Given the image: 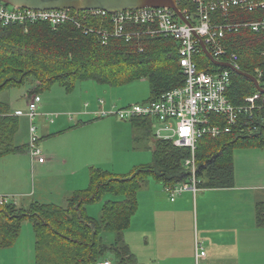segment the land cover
Listing matches in <instances>:
<instances>
[{
    "label": "trees",
    "instance_id": "trees-1",
    "mask_svg": "<svg viewBox=\"0 0 264 264\" xmlns=\"http://www.w3.org/2000/svg\"><path fill=\"white\" fill-rule=\"evenodd\" d=\"M182 9V5H178ZM216 17H219L215 13ZM263 11L231 10L230 23L246 24L261 21ZM77 23L67 21L54 28L37 22L25 29L19 24H0V93L22 87L30 78L37 81L30 95L49 90L54 85L72 92L77 82L92 81L108 87H121L134 81L146 80L149 97L144 103L157 100L163 93L180 87L184 76L178 65V43L160 34L148 35L144 25H128V38L113 36L109 18L90 17ZM220 21V20H219ZM107 30L105 43L101 38ZM106 32V31H105ZM225 54L220 61L235 64L242 72L255 77L264 88V33L241 26L237 31L225 32L221 38ZM194 61L201 71L230 73L226 96L233 105L258 91L253 82L227 68L213 65L199 51ZM213 125L224 126L221 115L210 117ZM134 128L152 132V121L135 118ZM20 119L11 115L6 102L0 101V159L24 154L27 145L15 142ZM152 161L137 166L125 175H115L91 167L85 189L74 191L64 207L32 202L27 207L13 202L0 204V249L11 248L18 239L22 224L29 222L34 233V264H96L110 255L111 264H137L123 241L132 216L137 210V194L148 178L163 186H174L189 181L190 172L184 161L190 157L188 148L176 147L171 141L155 138L153 134ZM264 149V108L253 112L251 118L240 115L230 133L199 139L195 151V178L198 189H227L234 186V151ZM106 200L101 215L94 218L87 207ZM255 222L264 227V201L255 205ZM104 233H113L111 243L104 242Z\"/></svg>",
    "mask_w": 264,
    "mask_h": 264
},
{
    "label": "built area",
    "instance_id": "built-area-1",
    "mask_svg": "<svg viewBox=\"0 0 264 264\" xmlns=\"http://www.w3.org/2000/svg\"><path fill=\"white\" fill-rule=\"evenodd\" d=\"M177 7L182 5L180 12L190 25L184 23L168 8H143L125 10L109 14L105 11H80L73 10H31L20 9L7 5L0 1V24L2 26L19 24L27 28L28 25L37 22L48 23L52 28L67 21L77 23L80 20L94 18H109L113 24V36L139 35L126 31L128 25H144V34H160L174 39L178 47V65L184 76L183 84L163 93L157 100L148 103L131 104L120 107L117 110L92 112L99 117L114 116L120 121H131L135 118H146L152 121L155 128L154 136L157 139L171 141L176 147L188 148L190 157L184 161V167L190 172V179L183 184L164 186L170 200L186 191L195 194L199 191L195 178V151L199 141L204 136L217 137L220 134L231 132V126L237 124L240 115L251 118L253 112L264 108V95L257 92L245 100L246 104L233 105L226 96L230 84V73L227 70L218 73H209L198 69L195 56L201 51L199 36L210 54L218 61L225 54L221 38L224 33L237 31L239 27H250L252 31L264 33V18L261 21H253L246 24H234L229 22L231 10L237 9L243 12H264V0H176ZM215 13L219 17L215 16ZM220 20V21H219ZM106 31V32H105ZM100 33L103 43L109 34L107 30ZM264 56V51L262 52ZM236 55L231 56L234 66ZM259 78L264 77V72L258 73ZM26 111L16 110L13 116H25L29 120V141L27 153L32 163L43 164L45 155L39 146V138L36 135L34 118L37 112L40 98L37 95H26ZM100 102V101H99ZM102 103V102H100ZM86 106V105H85ZM221 115L226 120V125H213L210 117ZM49 124L54 122L58 115L41 114ZM54 118V119H53ZM11 197L0 196V204L14 202ZM205 257V252L200 246L196 247L195 260ZM96 264H111L110 259Z\"/></svg>",
    "mask_w": 264,
    "mask_h": 264
},
{
    "label": "rangeland",
    "instance_id": "rangeland-1",
    "mask_svg": "<svg viewBox=\"0 0 264 264\" xmlns=\"http://www.w3.org/2000/svg\"><path fill=\"white\" fill-rule=\"evenodd\" d=\"M31 81L33 78L28 79L22 87L4 90L0 93V101L6 102L11 98L14 106L26 111L28 102L26 95L32 88ZM38 95L39 115L34 118V125L36 135L42 138L39 140V146L41 145L40 148L49 154L55 152L57 159L47 172L44 170L41 174L32 170L26 154L10 155L0 159V191L35 192L33 197L19 198V205L27 207L31 201H36L64 207L67 198L74 191L87 187L91 167L115 175H125L137 166L152 161L155 128L152 127L150 134L144 129L134 128L129 121L94 114L100 111L101 107L104 111L112 110V106L107 104V100L111 98L117 102H114V111L131 104L144 103L149 97V84L146 80L134 81L115 88L92 81H82L76 83L72 92L54 85ZM107 97L109 98L106 99ZM41 114L58 115L57 118H53L56 124H49ZM57 123H64L58 127L61 133L54 132V136H45L42 128L51 126L55 129ZM25 138L18 131L15 142L20 144ZM145 183L147 187L157 184L151 178ZM145 185L141 191H145ZM141 196L142 193L140 198ZM13 198L16 201V196ZM112 199L114 197L111 194L105 195L101 202L87 207L88 214L99 218L102 204ZM238 209L240 207H237ZM238 211L247 215L252 212L244 207ZM125 233L123 241L126 244ZM113 239V233H104L106 244L111 243ZM34 241L32 225L24 222L15 244L11 248L0 249V264H34ZM110 258V255L105 257Z\"/></svg>",
    "mask_w": 264,
    "mask_h": 264
},
{
    "label": "crops",
    "instance_id": "crops-1",
    "mask_svg": "<svg viewBox=\"0 0 264 264\" xmlns=\"http://www.w3.org/2000/svg\"><path fill=\"white\" fill-rule=\"evenodd\" d=\"M30 84L33 88L37 81L33 80ZM107 102L112 109L114 102L117 103L112 98ZM6 103L11 115L21 110L13 105L11 98ZM19 119V134L26 137L19 145H27L30 123L25 116ZM62 124L55 129L43 127L44 135L51 137L54 132L61 133L58 127ZM42 151L45 155L43 164L30 161L32 170L37 174L44 170L47 172L57 159L55 152L49 154L45 149ZM25 154L28 156L27 151ZM234 177L232 188L199 189L195 194L186 191L174 201L170 200L162 184L156 182L149 187L143 184L146 189L139 190L137 210L124 232L126 245L136 263L196 264L195 251L200 246L205 257L198 264H264V227L255 222V205L264 201V149L235 150ZM34 193L0 191V196H16L14 202L19 205V198L33 197ZM237 207H240L238 210L244 207L252 212L250 215L243 214Z\"/></svg>",
    "mask_w": 264,
    "mask_h": 264
},
{
    "label": "water",
    "instance_id": "water-1",
    "mask_svg": "<svg viewBox=\"0 0 264 264\" xmlns=\"http://www.w3.org/2000/svg\"><path fill=\"white\" fill-rule=\"evenodd\" d=\"M9 6L20 9L31 10H73L75 12L80 11H105L109 14L125 11L135 10L143 8H168L171 9L184 23L190 25L185 20L184 16L177 7L176 0H0ZM199 42L200 48L209 61L218 67L227 68L235 74L251 80L256 90L264 95V88L260 86L258 80L241 70L229 62H223L216 60L210 52L207 50L203 40L195 35Z\"/></svg>",
    "mask_w": 264,
    "mask_h": 264
}]
</instances>
